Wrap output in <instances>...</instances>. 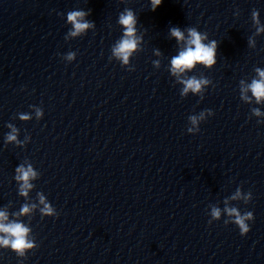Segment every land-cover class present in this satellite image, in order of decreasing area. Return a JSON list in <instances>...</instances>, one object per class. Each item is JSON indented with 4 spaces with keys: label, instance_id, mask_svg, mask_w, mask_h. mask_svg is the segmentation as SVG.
Listing matches in <instances>:
<instances>
[{
    "label": "water",
    "instance_id": "obj_1",
    "mask_svg": "<svg viewBox=\"0 0 264 264\" xmlns=\"http://www.w3.org/2000/svg\"><path fill=\"white\" fill-rule=\"evenodd\" d=\"M126 8L142 39L122 66L112 47ZM254 9L264 24V0H163L155 11L150 0H0V210L38 245L26 258L0 248V264H264V116L251 113L264 103L240 99V81L264 69ZM72 10H90L95 27L67 37ZM171 27L219 44L211 69L186 74L211 81L203 98L181 97L169 71L182 48ZM208 109L188 133V117ZM9 124L22 144L6 142ZM28 163L39 177L26 199L14 177ZM238 187L252 194L229 200L253 213L245 236L223 211L209 223ZM38 192L56 217L12 215Z\"/></svg>",
    "mask_w": 264,
    "mask_h": 264
},
{
    "label": "clouds",
    "instance_id": "obj_2",
    "mask_svg": "<svg viewBox=\"0 0 264 264\" xmlns=\"http://www.w3.org/2000/svg\"><path fill=\"white\" fill-rule=\"evenodd\" d=\"M163 0H150V7L155 11ZM90 15L89 11L72 10L67 13V22L72 26L67 37H78L87 32L88 29L94 28L95 24L86 19ZM252 22L255 25V35L258 36L264 33V24H261L259 12L253 10ZM138 18L135 12L131 9H125L119 14L118 24L123 28V34L120 39L112 47V55L120 61L122 66L129 65L130 58L138 50L141 42V37L137 36ZM170 36L174 38L178 45H182L181 50L177 55L173 56L170 61L169 71L172 76L176 77V82L182 85L180 95L187 97L189 93L198 95L203 98L207 86L211 81L205 77L187 76L186 74L193 70L197 65H203L205 68L211 69L217 63V51L219 44L216 40H209L206 32H200L195 27H189L181 30L180 27H171L169 29ZM66 37V38H67ZM249 46H255V39L249 38ZM157 56L161 55L159 50L155 51ZM75 58V53L69 52L66 59L71 61ZM154 66L159 67V61L153 62ZM129 70H134L129 68ZM256 77L250 83L244 80L240 81V99L246 103H251L254 98L256 104L264 103V69L257 67L255 69ZM251 93V96L248 93ZM253 116H264L259 108L251 109ZM214 113L208 109L201 111L198 115H190L188 121L190 126L187 128L188 133L195 134L200 131L199 125L208 116ZM36 116L39 119L43 116V111L36 109ZM22 121H28L31 116L28 114H20ZM264 122V121H258ZM11 131L6 136V142L22 144L18 140V129L11 124L8 125ZM39 173L35 170L31 163L27 165L21 164L15 169V181L18 183V194L23 198H28L29 192L35 187L33 180L38 179ZM39 204L24 203L18 212L12 213L14 217L31 216L37 208L41 217H56L58 215L56 209L47 200L42 192L37 193ZM252 199L251 192L243 193L238 187L236 191L224 201V208L212 206L210 210L209 223L220 220L223 214L227 216L224 220L225 225L235 224L240 231L241 236L247 235L250 231L249 221L254 220L251 211L241 212L235 206H229V200L243 201L247 204ZM38 245L35 238L32 236L30 226L21 222L19 219L9 220V212L7 209L0 210V248L10 249L18 257L26 258L27 253L35 250Z\"/></svg>",
    "mask_w": 264,
    "mask_h": 264
}]
</instances>
